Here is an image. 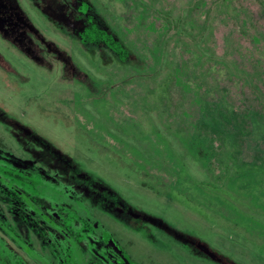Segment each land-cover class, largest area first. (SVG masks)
<instances>
[{"label":"rangeland","instance_id":"374dc122","mask_svg":"<svg viewBox=\"0 0 264 264\" xmlns=\"http://www.w3.org/2000/svg\"><path fill=\"white\" fill-rule=\"evenodd\" d=\"M0 222L37 264H264V0H0Z\"/></svg>","mask_w":264,"mask_h":264},{"label":"flooded vegetation","instance_id":"af4514ba","mask_svg":"<svg viewBox=\"0 0 264 264\" xmlns=\"http://www.w3.org/2000/svg\"><path fill=\"white\" fill-rule=\"evenodd\" d=\"M12 190H14V189H12ZM14 192H17V191L14 190ZM59 198H60V200H62V203L65 206H67L65 202H66V200H69V198H67V196H65L62 191L59 192ZM38 214L40 215V213H38ZM78 216H80L81 219L86 220V222H88L90 224H92V222H93L91 220V217H89V216L82 218L81 213H79ZM45 222H47V224H49L50 226L54 225V222L51 221V219L45 218ZM0 224H2L6 229L9 230V228H7L2 222H0ZM94 226L98 227L97 225H94ZM0 231L4 235H7L14 242V244L24 253V255L28 258L27 260H24V262L22 263V260H21L22 257H21L20 252L17 251L16 249L8 248L7 245L0 238V264H37L36 258L39 259V255L35 254V252H34V250L32 248L27 247L26 244L23 243V241L21 239H19L17 236H15L10 230L9 231H10L11 235H9L6 231H4V229L1 226H0ZM91 241H92L91 245H92V248H93V242H95V241H93L92 238H91ZM24 247H27L28 253H30V256H28L26 254V252L24 251ZM19 258H21V259H19ZM120 263H121L120 261L116 262V264H120Z\"/></svg>","mask_w":264,"mask_h":264},{"label":"trees","instance_id":"16d2710c","mask_svg":"<svg viewBox=\"0 0 264 264\" xmlns=\"http://www.w3.org/2000/svg\"><path fill=\"white\" fill-rule=\"evenodd\" d=\"M75 200V199H74ZM0 226L4 229V231H6L9 235H11L10 234V231L8 230V229H6L2 224H0Z\"/></svg>","mask_w":264,"mask_h":264}]
</instances>
